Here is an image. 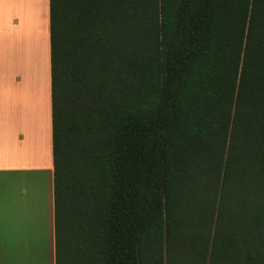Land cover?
<instances>
[{"label": "trees", "instance_id": "trees-1", "mask_svg": "<svg viewBox=\"0 0 264 264\" xmlns=\"http://www.w3.org/2000/svg\"><path fill=\"white\" fill-rule=\"evenodd\" d=\"M55 264H264V0H48Z\"/></svg>", "mask_w": 264, "mask_h": 264}, {"label": "crops", "instance_id": "crops-1", "mask_svg": "<svg viewBox=\"0 0 264 264\" xmlns=\"http://www.w3.org/2000/svg\"><path fill=\"white\" fill-rule=\"evenodd\" d=\"M33 1L14 3L19 37L0 28V264H55L48 0Z\"/></svg>", "mask_w": 264, "mask_h": 264}, {"label": "rangeland", "instance_id": "rangeland-1", "mask_svg": "<svg viewBox=\"0 0 264 264\" xmlns=\"http://www.w3.org/2000/svg\"><path fill=\"white\" fill-rule=\"evenodd\" d=\"M36 0L33 1V5L32 8L34 7V2ZM4 2H11L10 6L7 8L6 4L1 5ZM16 0H0V10H2L3 12L9 11V13H3L0 15V21L2 20L3 22L5 21V23H1L0 24V28L5 27V24H7V22H10V26H14L15 27V31H16V38L17 36L19 37V35L21 34L22 30H21V22L24 20L22 17V12L19 11V7L15 6ZM27 7H25L26 10H28V16L31 15V12L29 13V10L31 9V4H30V0H28L27 2ZM46 4V3H45ZM36 14V13H35ZM35 23V22H34ZM40 27L43 26V22L39 24ZM38 25L30 28V31H33ZM19 34V35H18ZM24 36L28 34V31L23 33ZM15 38V37H14ZM4 41L2 43L7 44L8 41L10 42L12 37L7 36L5 38H3Z\"/></svg>", "mask_w": 264, "mask_h": 264}]
</instances>
